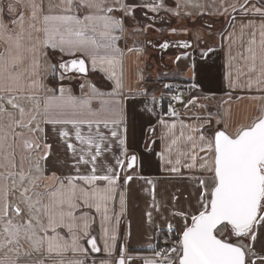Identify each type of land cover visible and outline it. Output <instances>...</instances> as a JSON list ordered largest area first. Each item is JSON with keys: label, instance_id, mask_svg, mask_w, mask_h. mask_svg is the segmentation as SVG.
Instances as JSON below:
<instances>
[{"label": "crops", "instance_id": "obj_1", "mask_svg": "<svg viewBox=\"0 0 264 264\" xmlns=\"http://www.w3.org/2000/svg\"><path fill=\"white\" fill-rule=\"evenodd\" d=\"M191 1L185 4L192 6ZM226 1L219 0V9L224 10L222 19L205 29L195 17L198 14H179L182 2L178 0H103L104 8H111L110 12L88 8L81 0H73L68 14L81 20L87 15H107L121 21L122 30L112 32L116 37L114 48L104 47L103 38L93 34L99 47L70 54L59 49H40L39 40L43 39L40 33L33 32L32 40L27 38L31 4L34 2L42 9V19L43 14L50 13V2L58 5L51 9V14H63L62 0H0V21L15 35L21 32L18 22L23 16L25 36L21 42L24 59L17 68L23 74L21 84L14 91L0 90V107L3 105L7 112L0 118V126L17 121L20 107L25 110L28 122L35 116L36 120H31L26 129L24 142L39 147L25 144L22 149L26 169H33L36 163L42 166L45 181L41 184L43 204L39 213H43L51 193L61 184L67 188L71 182L79 193L83 188L91 191L109 187L107 181L98 180L88 185L80 177H115L111 199L102 204L99 211L92 201H89L91 207L83 199L76 201L78 243L86 251L58 255L49 254L46 249L32 251L27 243L19 249L7 243L0 247V262L15 258L16 251L20 250L22 259L36 264H71L73 261L119 264L121 259L125 264H178L186 221L190 224L191 216L198 214L201 200L207 201L206 193H210L215 184L211 170L214 154L207 151L205 141L211 140L217 129L234 134L263 114L264 0H233L228 5ZM9 5L14 11H9ZM208 5V0H202L197 9L207 11ZM123 7L131 11L125 12ZM227 10L231 11L228 16ZM183 17L186 26L178 28ZM192 28L195 30L191 31ZM213 31L215 40L209 37ZM179 41L193 42V47L181 49L175 46ZM32 43L37 44L35 66L33 54L27 51ZM166 43H170L168 48L163 46ZM7 47L0 40V52ZM71 59H83L88 66L87 75L68 73L60 68ZM112 59L117 61L115 78L102 64ZM54 64L62 71L61 78L55 79ZM61 89L65 96L70 95L78 102L77 110L48 107L50 100L60 97ZM85 101L88 102L86 107ZM163 101L166 102L165 114ZM13 104L19 107L14 108ZM72 120L92 123L89 126L88 123L52 122ZM9 130L10 138L12 132L19 133L18 126ZM112 131H116L115 137ZM77 132L82 139H77ZM89 138L99 144V150L87 143ZM13 139L17 140V134ZM20 150V147L10 146L5 148L4 154H16ZM45 154L47 158L41 159ZM133 156L136 166L128 171V162ZM16 169L17 164L4 169L14 170L11 178L5 180L7 187L18 184ZM9 198L11 194L0 196V232L12 213V206L6 201ZM42 216L46 224L47 217ZM85 222L87 235L83 232ZM162 230L174 231L180 240L158 253L137 252L155 249L157 233ZM57 232L71 240L67 228H58ZM255 235L256 240H248L245 247L246 252L251 247L255 255L249 254L247 258L254 264H264L261 259L264 257V227L257 229ZM92 238L99 251L92 250ZM24 250L31 255L25 257Z\"/></svg>", "mask_w": 264, "mask_h": 264}, {"label": "snow or ice", "instance_id": "obj_2", "mask_svg": "<svg viewBox=\"0 0 264 264\" xmlns=\"http://www.w3.org/2000/svg\"><path fill=\"white\" fill-rule=\"evenodd\" d=\"M62 3L65 5L63 14H51V9L58 7V5H53L50 2V13L43 14L42 19V9L34 2L31 4L30 31L27 37L29 40H32L33 32L40 33L43 35L42 40L37 37L40 49H59L61 52L71 54L75 51H89L99 47L96 39V35H98L106 42L104 47L114 48L116 37L112 35V32L117 29L122 30L121 21L114 20L107 15H87L81 20L75 15L68 14L72 11L73 0H62ZM81 3L88 8L111 11V8H104L103 0H81ZM123 10L125 12L131 11L128 7H123ZM9 11H14L13 6L9 5ZM38 23L39 27L37 26ZM18 26L21 32L13 35L9 33L6 25L0 21V40L8 45L3 52H0V90L4 91L16 90L21 84L23 75L17 71L18 65L23 62V52L25 50L24 45L21 43L25 39L23 16L20 17ZM36 49V43H32L31 47L27 49L33 54L34 66ZM249 51L252 50L249 49ZM102 64L106 65L105 70L115 78L117 61L114 59L104 60ZM95 66L96 60L93 59V67ZM60 67L68 70L67 65H60ZM71 67L81 73L87 71L83 60H72ZM116 84L117 87L120 86L118 78ZM33 85H35V81H33ZM93 91L95 92V88H93ZM60 92L58 99L48 102L50 109H71L75 111L79 108L78 102L72 96H65L63 89ZM9 103H12V101L9 100ZM87 103V101L84 102L85 107ZM12 106L14 108L19 107L16 104ZM4 111L0 107V113ZM19 111L21 117H23L25 110L20 107ZM31 120H35V116L31 117ZM30 121L25 123L23 119L21 121L12 120L8 128L11 129L13 126L29 127ZM52 122L88 123L89 126L92 123L86 120ZM64 135L68 136V133L65 132ZM116 135V131H112V136L115 137ZM77 139H82L79 132H77ZM200 139L205 141L204 136H201ZM7 141L8 132L5 131L3 126H0V168L15 166L13 163L14 153L4 154L5 148H10ZM87 143L99 150V144L92 138H89ZM121 143L123 144V141ZM26 145L28 147H39V145H33L29 142H26ZM205 146L207 151L214 154L211 170L214 172L215 184L213 191L206 193L209 197L207 201L201 200V210L198 214L191 216L190 224L186 221L185 229L182 232L178 264H254L253 261L247 259L249 254L255 255L251 247L245 252L243 247L228 242L220 234L227 231L237 238L254 242L257 229L264 227V115L258 117L256 121L248 126H241L234 134L225 129H217L212 134L211 140L205 141ZM45 147L50 146L46 145ZM69 147L72 146L69 145ZM204 150L205 147H202L201 151ZM46 158L47 154L41 157V159ZM92 159L94 160L95 156ZM135 159L133 156L132 161L134 162ZM37 170L39 171V169ZM8 175L11 177L13 174L9 173ZM24 179L25 177L21 175L20 180L23 181ZM79 179H83L88 185H93L98 180L107 181L109 187L106 189L96 188L91 191L83 188L78 193L76 185L71 184V182L67 188L61 184L59 189L51 193L49 204L42 209L43 215L47 217V223H43L36 217L30 218L26 226H20L8 220L4 229L9 236L7 243L9 245L14 244L19 249L22 246L21 239H23L32 251L40 252L46 249L49 254L56 253L58 255H63L68 251H86L78 243L79 236L76 230L78 218L74 215V211L78 207L76 201L83 199L89 207L92 206L89 201H92L97 211H99L101 205L111 199L115 177L111 175H91ZM5 180L6 178L0 175V196L8 191ZM25 192H27V189H25ZM28 200L30 210L40 204V201L33 204L31 198H28ZM15 211L20 214L19 207H16ZM33 219L36 220V225H33ZM58 228H67L71 234V240H66L60 236L57 232ZM87 229L88 224L85 222L84 235H87ZM49 232L52 234L49 235ZM90 243L93 251H99L94 238L90 239ZM0 247H4V245L0 244ZM173 251H176V249H173ZM23 255L25 257L30 256L31 252L26 250ZM261 259L264 260V257H261ZM0 264H36V262L22 259L20 252L16 251L15 258H11L7 262H0ZM71 264H82V261H73ZM119 264H125L124 260L121 259ZM173 264H176V262H173Z\"/></svg>", "mask_w": 264, "mask_h": 264}, {"label": "rangeland", "instance_id": "obj_3", "mask_svg": "<svg viewBox=\"0 0 264 264\" xmlns=\"http://www.w3.org/2000/svg\"><path fill=\"white\" fill-rule=\"evenodd\" d=\"M180 3V8L178 10L179 14H182L183 16H186L188 13H192V14H198L195 15V17H198V22H200V27L201 28H209L208 25H212L214 22H216L217 19H219V21L222 19V13L224 12V10L219 9L220 4H219V0H208L209 1V8L206 9L207 11H202V9H197L198 5L201 3L202 0H192L190 3H194L191 5L189 4H185V2L187 0H178ZM207 1V0H206ZM233 0H227L226 3L231 4ZM185 6H189L191 7V10L187 9V7ZM189 10V11H188ZM222 10V11H221ZM231 11L227 10L225 11V14L228 16L230 14ZM222 24V23H221ZM186 26V20L183 17L182 21H180V23L177 25L178 28H185ZM198 28V27H197ZM195 29H191V31H194ZM214 32V31H213ZM219 32V30H218ZM216 33H212L209 35V37L213 40L216 39L215 37ZM216 42V41H215ZM181 51V50H178ZM56 64H54V69L55 70V74L54 77L56 78H61V73L62 71L60 69L57 70L58 67H56ZM49 71V69H48ZM73 76V74H72ZM75 77V76H74ZM83 77V76H81ZM3 108L4 106L1 105ZM7 114L6 111H4L3 113H0V118H4L5 115ZM17 121H21L23 119V121L25 123H29L25 116L21 117L20 115V111L17 113ZM13 117V115H12ZM13 119V118H12ZM36 120V119H35ZM16 121V120H15ZM35 124V123H34ZM8 124H2L1 126H3V128L5 129L6 132H8V145L10 146H17L20 147L21 150L17 151L16 154H14L13 157V163H14V167H16L17 164V177H15L16 181L18 184H13L12 186L7 187L8 191L6 194H11V198L6 199V201L10 202V205L12 206V208L10 207V210L12 211L11 216L8 217V220H11L14 224L20 225V226H26L27 222L30 218L32 217H36L39 218L41 221L43 219V213H39V210L42 208V204H43V189L41 187V184L43 181V171H42V166L41 163H36L33 167V169H26V155L23 151L22 148L25 147V138L24 136L25 133L27 132V127H18L19 129V133L17 132H12L11 134V138H10V130L8 128V126H6ZM6 126V127H5ZM12 130V128H11ZM17 134V140L14 142L13 136L15 137V135ZM7 155V154H6ZM5 168H0V173L3 174V176L5 178H11L8 175H6V173H11L14 172V170H7L4 171ZM39 169V171L37 170ZM22 170V171H20ZM23 175L25 177V179L23 181L20 180V176ZM13 178V177H12ZM34 181V183H33ZM14 183V182H13ZM25 189H27V192H25ZM5 195V194H4ZM28 198H31V202L33 204H35L36 201H40V204L37 207H33L31 210L29 208V200ZM16 207L20 208V214H17L15 209ZM7 220V221H8ZM7 221L5 220V223H3V230L0 232V243L2 244H7V240L9 239L8 233L5 232V227L7 226ZM33 225H36V220L33 219L32 220ZM37 231L39 232V229L37 227ZM227 231L221 233V237H225ZM41 234V233H40ZM234 243L242 246L243 248L246 247V242L244 240H239V239H231ZM26 241H24L23 239H21V247H26ZM14 245V244H12ZM20 251V250H18ZM25 251V250H24ZM22 251V252H24ZM13 252V251H12Z\"/></svg>", "mask_w": 264, "mask_h": 264}, {"label": "trees", "instance_id": "obj_4", "mask_svg": "<svg viewBox=\"0 0 264 264\" xmlns=\"http://www.w3.org/2000/svg\"><path fill=\"white\" fill-rule=\"evenodd\" d=\"M176 80L183 82L181 79H176ZM166 112H167L166 102L163 101V113L165 114ZM225 234H226L225 237H229L230 240L235 238L234 234L230 235L229 232H226ZM177 240H180V239H179V237L176 236L174 231L162 230V231H159L157 233V246L155 249L140 250L137 252L158 253L162 250V248H165V249L170 248L175 243V241H177ZM239 240H244L246 243L248 242V239H244V238H240Z\"/></svg>", "mask_w": 264, "mask_h": 264}, {"label": "water", "instance_id": "obj_5", "mask_svg": "<svg viewBox=\"0 0 264 264\" xmlns=\"http://www.w3.org/2000/svg\"><path fill=\"white\" fill-rule=\"evenodd\" d=\"M165 45H167V47H165ZM163 46H164L165 48H168V47L170 46V43H166V44H164ZM175 46L180 47L181 49H190V48L193 47V42L179 41L178 43L175 44ZM72 60H77V61H79V60H83V59H71V60H69L67 63H64L63 65H67V66H68V70H67V72H68V73H78V74H81V75H87V73H88V66H87V63L83 60V61L85 62V66H86L87 71L84 72V73H81V72H79V71H76V70L72 69V67H71V61H72ZM60 68H61V67H60ZM262 115H264V108H263V114H262ZM134 157H135V156H134ZM135 158H136V157H135ZM135 166H136V159H135V161L133 162V161H132V157H131V158L129 159V162H128L127 170L130 171V170H132L133 168H135ZM212 191H213V189H212ZM234 236H235V235H234ZM222 238L228 240V242H231V243H233L234 245L240 246V245L234 243L233 241H231L229 237H222ZM235 238H236V239H240V238H237L236 236H235ZM181 241H182V238H181ZM241 247H242V246H241ZM244 250H245V248H244ZM245 252H246V250H245Z\"/></svg>", "mask_w": 264, "mask_h": 264}, {"label": "built area", "instance_id": "obj_6", "mask_svg": "<svg viewBox=\"0 0 264 264\" xmlns=\"http://www.w3.org/2000/svg\"><path fill=\"white\" fill-rule=\"evenodd\" d=\"M172 107H174V108L176 107V104H175V102H173V103H172Z\"/></svg>", "mask_w": 264, "mask_h": 264}]
</instances>
